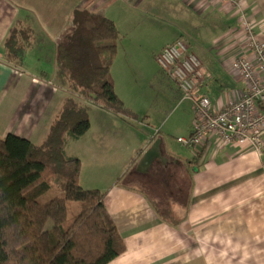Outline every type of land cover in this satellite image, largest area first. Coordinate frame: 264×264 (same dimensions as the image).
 <instances>
[{
	"label": "crops",
	"instance_id": "0c3cea01",
	"mask_svg": "<svg viewBox=\"0 0 264 264\" xmlns=\"http://www.w3.org/2000/svg\"><path fill=\"white\" fill-rule=\"evenodd\" d=\"M118 1L144 2L0 0V136L15 133L37 144L43 142L68 95L56 79L57 55L59 43L73 30L75 11L98 13ZM185 1L198 10L218 11L224 13L222 18L235 20L214 38L211 64L203 62L210 76L202 91L220 109L246 92L245 81L232 68L238 52L237 9L217 0ZM241 1L264 38V0ZM20 21L32 23L42 51L57 50L55 56H37L39 69L32 70L28 58L24 66L5 58L3 42ZM174 41L154 54L155 60ZM130 59V67L139 66V61ZM116 66L113 62L115 90L136 116L92 104L90 129L66 144L67 155L82 162V186L106 192L105 205L124 239L125 251L108 264H264V154L224 143L215 135L194 147L178 142L179 136L192 132L195 113L176 85V104L164 109L167 114L161 127L147 133L138 127L139 110L119 91L124 78L117 69L123 66ZM122 90L128 97L136 95L130 86ZM157 139V154L148 161L145 154Z\"/></svg>",
	"mask_w": 264,
	"mask_h": 264
},
{
	"label": "trees",
	"instance_id": "16d2710c",
	"mask_svg": "<svg viewBox=\"0 0 264 264\" xmlns=\"http://www.w3.org/2000/svg\"><path fill=\"white\" fill-rule=\"evenodd\" d=\"M35 39L31 22L11 27L3 42L7 61L24 66ZM118 40L112 19L77 9L57 55L56 79L68 95L46 138L37 144L0 136V264H108L125 251L106 192L84 188L81 160L66 153L68 139L90 129L92 104L136 116L112 78Z\"/></svg>",
	"mask_w": 264,
	"mask_h": 264
},
{
	"label": "rangeland",
	"instance_id": "374dc122",
	"mask_svg": "<svg viewBox=\"0 0 264 264\" xmlns=\"http://www.w3.org/2000/svg\"><path fill=\"white\" fill-rule=\"evenodd\" d=\"M137 3L133 1L125 5L118 1L103 7L106 11L98 13L117 21L116 23L113 20L119 31L114 62L117 66H123L117 69V72L121 79L124 78L119 83V91L129 104L139 110L140 124L136 120L138 127L152 134L156 127H161V122L167 114L164 109L170 110L176 104L179 90L161 68L157 58L155 60L154 54L167 43L180 38L189 44L204 63L211 64L216 53L212 47L214 38L232 26L235 20L225 16L222 18L224 13L220 14L218 11L213 14L210 10H198L185 0H144L139 5ZM124 11L126 16L121 14ZM33 46L28 53L32 70L40 68L36 63L37 56L45 53L55 56L57 53L56 49L42 51L39 42H35ZM128 59L139 61V66L130 67ZM117 72L115 70V76ZM126 86L131 87L130 92L135 93V97L125 95L122 89ZM174 141L176 142L172 136L171 143L175 144ZM174 151L176 145L173 147Z\"/></svg>",
	"mask_w": 264,
	"mask_h": 264
},
{
	"label": "built area",
	"instance_id": "2783aa9c",
	"mask_svg": "<svg viewBox=\"0 0 264 264\" xmlns=\"http://www.w3.org/2000/svg\"><path fill=\"white\" fill-rule=\"evenodd\" d=\"M237 9L239 27L236 29L238 52L232 68L246 83V92L231 98L216 109L212 97L202 91L210 74L203 61L183 39L164 47L157 55L161 68L192 102L195 120L189 135L179 136L185 146H197L212 135L224 143H234L264 154V38L241 0H217Z\"/></svg>",
	"mask_w": 264,
	"mask_h": 264
},
{
	"label": "water",
	"instance_id": "95a60500",
	"mask_svg": "<svg viewBox=\"0 0 264 264\" xmlns=\"http://www.w3.org/2000/svg\"><path fill=\"white\" fill-rule=\"evenodd\" d=\"M159 145H160V139H157L153 147L146 152L145 156L147 157L148 161H151L156 156Z\"/></svg>",
	"mask_w": 264,
	"mask_h": 264
}]
</instances>
